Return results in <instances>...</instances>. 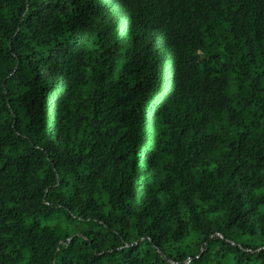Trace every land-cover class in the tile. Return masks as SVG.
Segmentation results:
<instances>
[{"label": "trees", "instance_id": "obj_1", "mask_svg": "<svg viewBox=\"0 0 264 264\" xmlns=\"http://www.w3.org/2000/svg\"><path fill=\"white\" fill-rule=\"evenodd\" d=\"M0 264H264V0H0Z\"/></svg>", "mask_w": 264, "mask_h": 264}]
</instances>
